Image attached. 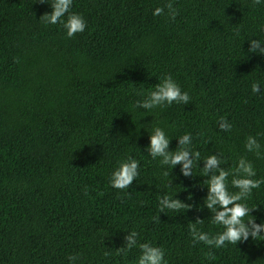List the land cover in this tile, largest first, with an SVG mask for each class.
<instances>
[{"label":"trees","instance_id":"1","mask_svg":"<svg viewBox=\"0 0 264 264\" xmlns=\"http://www.w3.org/2000/svg\"><path fill=\"white\" fill-rule=\"evenodd\" d=\"M157 6L164 12L154 16ZM50 11L47 0H0V264H137L145 242L166 264H264V240L217 247L191 231L223 230L203 203L207 180L225 169L237 191L241 157L262 181L246 203L264 220V56L247 41L264 28V3L72 0L69 11L86 22L72 37L43 21ZM165 75L189 100L136 106ZM154 127L167 151L190 135L188 175L146 151ZM249 136L259 145L251 151ZM208 155L218 163L203 174ZM127 157L138 175L114 188L110 173ZM164 195L188 207L161 209ZM131 230L137 244L126 248Z\"/></svg>","mask_w":264,"mask_h":264},{"label":"clouds","instance_id":"2","mask_svg":"<svg viewBox=\"0 0 264 264\" xmlns=\"http://www.w3.org/2000/svg\"><path fill=\"white\" fill-rule=\"evenodd\" d=\"M255 3H264V0H254ZM51 11L42 15L45 23L56 24L58 21L62 24L65 34L72 37L77 32H82L85 29L86 22L82 15L76 12H70L72 0H47ZM168 15L174 17L176 12L169 3L167 5ZM164 12V8L155 7L152 10L154 16ZM63 18V19H62ZM248 41V51L253 54L264 56V28L258 30L257 34L251 37ZM253 92L261 91L260 82L255 81L251 85ZM189 100L188 93L182 91L179 84L171 77L165 75L159 83L154 86V90L148 92L143 100L137 101L136 106L144 109H151L157 105L173 102H187ZM220 127L230 128L231 125L223 117ZM189 134H184L179 137L181 147L175 151H167L168 137L160 127H154L149 134V143L146 151L149 155L156 159L160 158V164H167L170 167L177 162L181 163V172L184 175L189 174L194 161L188 159L189 152L184 146L188 145ZM245 147L248 150H253L259 147L254 137L249 136ZM194 157H199V152H193ZM218 160L215 155L204 157L203 174H206L209 168H215ZM231 185L237 189L235 192H230L226 183V178L229 172L225 169L217 170V173L210 176L207 180V193L203 201L204 205L214 212L212 222L222 226L220 231L215 236L210 237L206 232H200L192 228V236L194 241H202L208 245L222 247L224 243L230 242L235 244L237 241L247 240L251 237L253 240H264V220L260 223H255V217L250 212L255 207H250L247 203V197L253 188H257L262 181L253 179L255 172L250 161L243 157L239 158L233 169ZM138 175V161L132 157H127L121 160L113 168L109 177V184L118 189H125L130 182ZM166 177L167 173L161 174ZM231 205V206H229ZM218 206V208L216 207ZM159 207L176 210L181 207H188L178 199H172L168 195H164L159 199ZM197 222L200 219L196 220ZM124 246L132 248L137 244V232L131 230L123 238ZM140 255L137 259V264H166L164 250L157 246L145 242L139 245Z\"/></svg>","mask_w":264,"mask_h":264}]
</instances>
